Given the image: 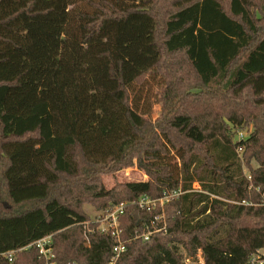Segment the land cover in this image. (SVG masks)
<instances>
[{
	"label": "trees",
	"instance_id": "obj_1",
	"mask_svg": "<svg viewBox=\"0 0 264 264\" xmlns=\"http://www.w3.org/2000/svg\"><path fill=\"white\" fill-rule=\"evenodd\" d=\"M222 1L0 0V264H45L26 248L49 236L56 264H111L116 240L89 224L86 196L126 204L114 264H185L179 245L204 264H246L264 249V0ZM184 69L205 98L167 84ZM133 165L150 179L95 186ZM173 191L152 212L137 204Z\"/></svg>",
	"mask_w": 264,
	"mask_h": 264
},
{
	"label": "rangeland",
	"instance_id": "obj_2",
	"mask_svg": "<svg viewBox=\"0 0 264 264\" xmlns=\"http://www.w3.org/2000/svg\"><path fill=\"white\" fill-rule=\"evenodd\" d=\"M222 2L225 4V6L228 5L226 0ZM168 63L177 65L179 69L178 71H180V69L184 67V66L182 67V65L185 64L182 56L171 57ZM173 77L176 78L178 82H175V80L173 79L172 82L166 81L167 84L171 86V84L176 83L175 86L176 89L179 90L180 94L184 95L185 97H189L191 99L205 98V95L209 92V89L202 88L200 86L201 85V83H199L200 81L196 78V76L192 75L191 71H189L188 69L186 70L184 69V72L182 74H178ZM156 79L151 81L154 82V85L151 88V98H152L150 99L151 103H153V101L158 102L159 95L157 96V94L161 92V90H163V87L161 88L162 85L158 86L157 83H155L162 81L160 79H158L157 81ZM214 88L217 89V86L214 85ZM152 105L153 106H152L151 120L152 123L156 125L163 115V110L159 103L158 104L156 103L155 106L154 104ZM253 130L254 129L252 124L242 130L237 129L236 132L238 137L240 133L245 138H247L248 136L251 135ZM173 162H177V161L173 160ZM256 168H258V164L255 161H252L249 165L247 164L246 161L243 162V172L246 176H250L252 169H256ZM149 179H150L149 176L143 169H140L137 165H133L115 171L104 169L102 170L101 174L96 176V180L95 179L94 180L96 181L95 186L99 185L107 190H119L120 192H123L125 190L124 185L127 183L146 182ZM194 188L197 190L201 189L198 183L194 184ZM60 190L61 187L60 186L57 187L56 194H58ZM4 199L5 202H7V198L4 197ZM37 205H41V204L36 202H31L23 205L22 207H17V209L19 211H22L24 209L32 208ZM77 205H78L77 203L74 204V206ZM78 206L80 207L81 212H83L87 216L89 220V224H94L95 228L100 231V228L102 226H106L105 220L108 217V214L119 205H115L114 201L109 199L101 200V199H96L94 197L86 196V201L81 202V204H79ZM178 238L179 240L187 244H189L191 240V238L181 235ZM179 246H180L179 247L180 253L184 255L183 261L185 264H202L203 256L201 251H198L195 257H188L185 253V250L181 247V245ZM58 248H60L59 244H58ZM26 258H28V255H25V259Z\"/></svg>",
	"mask_w": 264,
	"mask_h": 264
},
{
	"label": "built area",
	"instance_id": "obj_3",
	"mask_svg": "<svg viewBox=\"0 0 264 264\" xmlns=\"http://www.w3.org/2000/svg\"><path fill=\"white\" fill-rule=\"evenodd\" d=\"M238 140L245 139V137L239 133V137L237 136ZM239 153H242V150L239 149ZM183 193L180 191H173L169 195H167L165 198L159 199V200H154L148 196H143L139 201H138V206L146 210L147 212H152L159 205L161 208H163V205L166 202H169L172 198L178 197L182 195ZM126 208V204H121L118 207H116L113 211H111L108 214V217L105 220L106 226H102L100 228V231L105 234H111L112 237L115 238L116 244L113 248V260L111 264L116 263V261L127 252V245L125 242L121 239L122 231L119 227V219L120 217L124 214ZM164 219V215L162 214L159 217H156L155 221H160ZM154 232L161 231L156 224H152ZM153 234V232H150L146 235H144L145 239H149V237ZM35 246L39 250L40 256L45 260V264H56V255L53 251L52 247V237L49 236L47 238H44L42 240L37 241L33 245L27 247L26 249ZM7 256L9 257L10 260H12L13 253H8ZM77 264V263H74ZM202 264H204V260L202 259ZM246 264H264V249H259L257 250L251 258L247 261Z\"/></svg>",
	"mask_w": 264,
	"mask_h": 264
}]
</instances>
